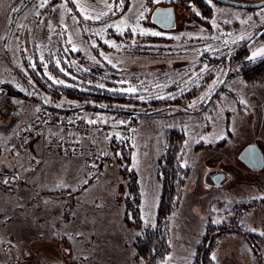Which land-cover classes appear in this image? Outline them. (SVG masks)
I'll use <instances>...</instances> for the list:
<instances>
[{
    "label": "rangeland",
    "instance_id": "374dc122",
    "mask_svg": "<svg viewBox=\"0 0 264 264\" xmlns=\"http://www.w3.org/2000/svg\"><path fill=\"white\" fill-rule=\"evenodd\" d=\"M27 1L21 0V8ZM70 2L35 0L20 14L16 49L21 61L2 60L3 84L23 97L31 93L36 101L68 109L80 103L66 96L67 89L125 96L123 107L129 114L106 109L98 113L117 125L135 121L129 144L131 168L141 185L143 228L155 224L159 162L170 146L184 166L175 182L171 252L164 264H196L208 234L213 236L212 264H264V169L252 171L238 159L250 143L264 152V81H248L242 75L244 67L261 60L248 57L264 46V8L212 2L207 3L211 17L200 15L194 21L187 8L176 4V27L164 31L151 23V14L157 7L172 6L170 0H127L122 7L119 0H76L71 2L74 9ZM78 3L92 17L107 15L85 19ZM141 4L148 11L133 34ZM122 19L129 26L123 35L107 27ZM141 30L161 35H141ZM238 45L248 53L232 63ZM204 65L210 71L201 72ZM49 75L64 84L53 83ZM33 80L44 88L40 98ZM214 81L223 83L213 88ZM130 86L136 87L134 94L109 91ZM193 101L196 105L190 108ZM222 134L226 139H219ZM55 136L45 143H56ZM112 138L95 131L84 138L102 150L99 166L91 163L90 154L62 153L54 147H44L43 154L28 159L27 171L18 177L23 183L18 195L0 193V264H142L135 249L140 231L125 223L124 163L111 146L113 140H122L116 134ZM109 151L115 162L106 165ZM218 174H224L219 184ZM251 242H257L256 250Z\"/></svg>",
    "mask_w": 264,
    "mask_h": 264
},
{
    "label": "trees",
    "instance_id": "16d2710c",
    "mask_svg": "<svg viewBox=\"0 0 264 264\" xmlns=\"http://www.w3.org/2000/svg\"><path fill=\"white\" fill-rule=\"evenodd\" d=\"M127 3V0H125ZM160 1V0H159ZM245 2H258L261 0H239ZM172 6L176 4L182 5L187 8L192 14V19L198 20V16L192 11L195 7L196 10L201 12L205 18L211 17L212 9L207 4L206 0H170ZM217 4V3H216ZM70 6L74 9V5L70 2ZM244 45V44H243ZM243 45H238L234 55L230 56V61L233 63L247 54L248 51ZM239 47H241L239 49ZM229 61V60H228ZM243 77L248 81H264V59L259 60L257 63L244 67L242 69ZM35 83V94L37 98L42 97L44 88L37 80ZM0 88L5 89L10 95L23 97V94L16 91L9 84H1ZM66 96L72 100L80 103L79 108H85L92 111H99L108 113H120L127 115L130 112L129 108L123 107L126 102V97L122 95H112L109 93H102L99 91H81L77 89H67ZM35 100H37L35 98ZM119 104L121 106H114ZM107 105L108 107L104 108ZM207 105V104H205ZM171 143V141H170ZM112 148L116 153L121 155V162L124 163L123 174L125 175L126 192L127 196L124 199L126 206L125 223L133 230H139L140 234L135 242L136 257L142 264H164L168 254L171 252L170 236H169V217L175 207V182L181 172L184 171V166L178 163L175 151L172 146L167 149V152L162 156L159 167V181L161 185V193L158 203L157 216L155 224L151 228H143V211H142V193L139 177L132 165V149L129 142L125 141H112ZM142 229V230H141ZM255 240V236H252ZM213 236L208 234L202 241L198 248V255L196 264H212L209 254V246L212 242ZM251 246L256 250L257 242H251Z\"/></svg>",
    "mask_w": 264,
    "mask_h": 264
},
{
    "label": "built area",
    "instance_id": "2783aa9c",
    "mask_svg": "<svg viewBox=\"0 0 264 264\" xmlns=\"http://www.w3.org/2000/svg\"><path fill=\"white\" fill-rule=\"evenodd\" d=\"M19 107L29 110L31 120L15 137L9 140L7 149L12 155L24 153L33 139L40 138L45 141L50 135L57 134L58 141L54 144L44 143V147H54L62 153L90 154L91 163L99 166L102 163V150L93 143H84V138L88 139L91 132L95 131L106 139H113L112 137L116 134L122 141L130 142L135 135L136 125L133 120L117 125L114 120L105 118L96 111L85 108H61L36 101L31 93L20 98L17 103H7L3 109H0V118L5 120L11 117ZM114 162V154L109 151L105 164L109 165ZM22 186L23 183L17 176L0 171V193L16 196Z\"/></svg>",
    "mask_w": 264,
    "mask_h": 264
},
{
    "label": "crops",
    "instance_id": "0c3cea01",
    "mask_svg": "<svg viewBox=\"0 0 264 264\" xmlns=\"http://www.w3.org/2000/svg\"><path fill=\"white\" fill-rule=\"evenodd\" d=\"M34 1L35 0L29 3L25 9L29 8ZM27 2H29V0ZM22 8L21 0H0V53L2 52L3 54H0V63H2V60L5 58H7L9 63L12 62L13 64H18L21 61V52L16 48H20L18 43V33L20 29L17 21L20 14L25 10H22ZM11 68V73H14L16 71L15 66L11 65ZM2 76L3 74H0L1 84L5 83V79H3ZM19 99V97L10 95L5 89L0 88V109H3L7 103H17ZM30 120L31 114L29 110L24 107H19L14 115L5 120L0 118V171L4 174L15 175L17 177L22 176L21 173L27 171L28 159L43 154L46 140L44 141L40 138L31 140L25 152L20 155H12L7 149L11 137L19 133ZM54 135L55 134L50 135L47 139H49V141L52 140ZM56 139L58 140V137Z\"/></svg>",
    "mask_w": 264,
    "mask_h": 264
},
{
    "label": "water",
    "instance_id": "95a60500",
    "mask_svg": "<svg viewBox=\"0 0 264 264\" xmlns=\"http://www.w3.org/2000/svg\"><path fill=\"white\" fill-rule=\"evenodd\" d=\"M32 1L33 0H29L22 10L25 9ZM213 2L245 10H257L264 8V0L253 3L239 0H213ZM151 23L164 31L173 30L176 27L175 8L173 6L155 8L151 14ZM238 159L252 171H262L264 169V152L256 143L246 145L238 155ZM223 178L224 174H218L215 176L216 183L219 184Z\"/></svg>",
    "mask_w": 264,
    "mask_h": 264
},
{
    "label": "snow or ice",
    "instance_id": "6c2138e0",
    "mask_svg": "<svg viewBox=\"0 0 264 264\" xmlns=\"http://www.w3.org/2000/svg\"><path fill=\"white\" fill-rule=\"evenodd\" d=\"M47 2H48V0H44V3H47ZM65 2L67 3V2H69V0H65ZM71 2H76V0H71ZM124 2H125V0H119V5H118V7H122V6L124 5ZM149 2H150V3H159V0H149ZM206 2H207L209 5H211L212 2H213V0H206ZM43 6H44V4L42 3V4H41V7H43ZM77 7H78V9L81 10V14L84 15V18H85V19H97V20H99L101 17L107 15L106 12H101V13H99L97 16L92 17L91 15L87 14V12L85 11V8H84L83 5H81V4L78 3V4H77ZM106 7L108 8L109 11L112 10L111 5H107V4H106ZM141 8H142L143 10L140 11L139 16L137 17V27H132V28H131V31H132L133 34H135V33L137 32V30H138V23H139V20L144 19V18H145L144 13H145L146 11H148V9L146 8V6H145L144 4H141ZM192 11L195 12V14H196L197 16H200V15H201L200 12L196 11L195 7L192 8ZM113 14H115V13H113ZM165 15H166V14H165ZM107 27L114 28L115 31H117V32H118L119 34H121V35H123L124 31L128 30V28H129L127 21H126V20H123V19L120 20V22H119L118 24H109ZM97 34L99 35V33H97ZM140 34H141V35H144V34H151V35H155V36H159V35H161L160 32H151V33H148V32H146V30H141V31H140ZM241 39H243V37H241ZM104 42H105L106 44H109V46H111V47H118L114 42H111V41H108V40H105ZM69 43H71V39H69ZM95 46H96V45L94 44L93 47H95ZM72 50H73V51H76L77 49H76L75 47H73ZM207 50H209V49L206 48L205 51H207ZM101 55H103V53H101ZM258 58L264 59V46H261L260 48H258V49H256V50L252 51V52H251V55L248 57V59L251 60V61H255V60L258 59ZM105 59L107 60L108 57H105ZM108 62L111 63V60H108ZM56 63H57V66H58V65H59V61H57ZM32 66L35 67V65H32ZM45 67H46V65H45ZM113 67H115V65H113ZM61 71H64V70L61 69ZM204 71H210V69H208V66H207V65H204L203 69H201V72H204ZM65 74L67 75V73H65ZM48 78H49L50 80H52L53 83L64 84V81H63V80H55V79H54L52 76H50V75H49ZM217 82H219V83H223V81H214V82H213V85H212L211 87L214 88V87L216 86V83H217ZM120 83H125V81L122 80V81H120ZM98 87H101V88H102V87H104V85H98ZM109 91H122V92H127V93H132V94H134V93L137 91V89H136L135 86H130V87L125 88V89H115V90L110 89ZM161 98H163V97H161ZM173 98H174V97H173ZM140 99H144V98H143V97H140ZM200 99L203 100L204 97L202 96V97H200ZM241 103H245V102H244V101H241ZM195 105H196V101H193V102L189 105V107H190V108H191V107H195ZM37 111H39V109H37ZM91 122H92V123H95V121H91ZM119 123H124V122H123V121H120ZM202 139H203V138H202ZM219 139L224 140V139H226V136L222 134V135L219 136ZM209 142H211V141H209ZM197 143H199V141H197ZM117 155H119V153H117ZM4 183H7V181H4ZM260 198H261V199H264V197H260ZM214 222H215V223H220V221H214ZM252 231H255V229H252ZM260 234H261V235H264V232H261ZM212 258L215 259V256H213Z\"/></svg>",
    "mask_w": 264,
    "mask_h": 264
}]
</instances>
